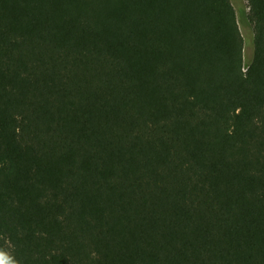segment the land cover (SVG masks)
I'll use <instances>...</instances> for the list:
<instances>
[{
  "label": "trees",
  "instance_id": "16d2710c",
  "mask_svg": "<svg viewBox=\"0 0 264 264\" xmlns=\"http://www.w3.org/2000/svg\"><path fill=\"white\" fill-rule=\"evenodd\" d=\"M0 0V249L22 264H264V0Z\"/></svg>",
  "mask_w": 264,
  "mask_h": 264
},
{
  "label": "clouds",
  "instance_id": "9594fccd",
  "mask_svg": "<svg viewBox=\"0 0 264 264\" xmlns=\"http://www.w3.org/2000/svg\"><path fill=\"white\" fill-rule=\"evenodd\" d=\"M0 264H22V262L7 250L0 249Z\"/></svg>",
  "mask_w": 264,
  "mask_h": 264
},
{
  "label": "rangeland",
  "instance_id": "374dc122",
  "mask_svg": "<svg viewBox=\"0 0 264 264\" xmlns=\"http://www.w3.org/2000/svg\"><path fill=\"white\" fill-rule=\"evenodd\" d=\"M236 7H241L246 9V1L245 0H232Z\"/></svg>",
  "mask_w": 264,
  "mask_h": 264
}]
</instances>
